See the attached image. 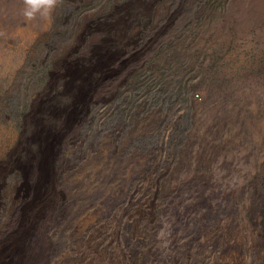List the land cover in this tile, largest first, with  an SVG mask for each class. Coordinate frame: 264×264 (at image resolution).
I'll list each match as a JSON object with an SVG mask.
<instances>
[{
	"label": "rangeland",
	"instance_id": "obj_1",
	"mask_svg": "<svg viewBox=\"0 0 264 264\" xmlns=\"http://www.w3.org/2000/svg\"><path fill=\"white\" fill-rule=\"evenodd\" d=\"M0 0V264H264V0Z\"/></svg>",
	"mask_w": 264,
	"mask_h": 264
},
{
	"label": "clouds",
	"instance_id": "obj_2",
	"mask_svg": "<svg viewBox=\"0 0 264 264\" xmlns=\"http://www.w3.org/2000/svg\"><path fill=\"white\" fill-rule=\"evenodd\" d=\"M54 4L55 0H24L22 14L28 20L34 19L37 15L48 16Z\"/></svg>",
	"mask_w": 264,
	"mask_h": 264
},
{
	"label": "bare ground",
	"instance_id": "obj_3",
	"mask_svg": "<svg viewBox=\"0 0 264 264\" xmlns=\"http://www.w3.org/2000/svg\"><path fill=\"white\" fill-rule=\"evenodd\" d=\"M39 255L40 254H36L34 257L30 258L27 264H47L48 262L46 261V259Z\"/></svg>",
	"mask_w": 264,
	"mask_h": 264
}]
</instances>
